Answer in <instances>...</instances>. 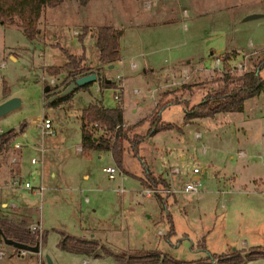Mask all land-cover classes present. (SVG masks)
I'll return each instance as SVG.
<instances>
[{"label":"rangeland","instance_id":"obj_1","mask_svg":"<svg viewBox=\"0 0 264 264\" xmlns=\"http://www.w3.org/2000/svg\"><path fill=\"white\" fill-rule=\"evenodd\" d=\"M250 14L260 16L244 21ZM101 26L123 31L119 62L99 70L105 79L117 80L115 88L121 83L119 99H114V89L97 91L91 84L70 92L72 101L48 110L44 89L53 95L66 85L52 92L68 74L62 49L85 55L86 66L96 63L90 32L96 34ZM38 28L41 33L32 41L17 23L0 24V103L4 84L10 98L21 100L19 108L0 117V132L19 129L23 122L26 132L14 140L23 145L16 176L21 183L6 186L13 180L2 165L0 203L25 207L27 223H40L43 229L37 236L38 254L18 253L1 240L0 264H42L46 255L54 264H125L114 255L151 251L176 261L219 264L206 260V254L264 251V92L247 99L239 112L189 122L183 118V102L194 105L221 84L223 73L214 69L213 58L223 56L222 50L232 57L227 63L241 62L246 55L247 71L263 59L264 0H90L85 6L65 0L43 9ZM52 65L59 68L57 75L46 71ZM259 75L264 77V67ZM100 101L106 107L120 103L128 137L142 138L138 156L124 140L122 169L108 151L78 150L81 111ZM169 102L159 116L171 127L150 135L156 106ZM44 113L52 121V133L42 136ZM36 114L40 119L34 122ZM31 158L42 164L32 165ZM194 166L201 170V192L168 195L164 201L143 194L149 186L143 168L179 185ZM106 167L116 169L115 179L103 172ZM174 168L179 174L172 173ZM25 182L32 192L24 189ZM92 234L113 255L101 252L95 258L57 246L63 235L90 239ZM240 264H264V257Z\"/></svg>","mask_w":264,"mask_h":264},{"label":"trees","instance_id":"obj_2","mask_svg":"<svg viewBox=\"0 0 264 264\" xmlns=\"http://www.w3.org/2000/svg\"><path fill=\"white\" fill-rule=\"evenodd\" d=\"M65 0H0V24L3 26L17 23L22 29L24 35L29 40H36L41 31L38 28V22L45 7L54 8L62 4ZM82 6L87 5L90 0H78ZM138 1V0H135ZM122 29L112 26H101L97 28L95 45L99 52V63L101 66L110 65L119 60V38L122 35ZM58 46V44H57ZM60 47V46H59ZM61 48V47H60ZM62 49V48H61ZM66 56L65 67L68 69L67 77L74 78L76 75L84 74L92 69V66L83 64V57L70 54L62 49ZM224 60H231L227 52L223 53ZM227 65H225L226 67ZM264 67V57L258 62L255 68L248 70L242 74H233L224 72L222 74L221 83L213 91L206 94L201 101L194 105H189L188 102H183L184 105V121L189 122L195 118L211 117L218 112H239L243 110L244 102L254 96H258L264 92V77L259 75L260 70ZM101 68H96L97 73ZM46 71L50 75H57L59 68L52 65L47 66ZM105 77H99L100 88H115L114 80L105 81ZM221 81V82H220ZM81 86L74 91L87 89L90 85ZM3 93L8 97V89L4 84ZM72 93V92H71ZM58 96L52 100L49 105L57 107L61 103L67 102L72 94ZM172 103V102H171ZM120 104V103H119ZM115 107H106L98 102L89 103L84 108L80 115L81 120V149L108 151L118 168L122 169L123 155L126 146L124 140L127 141L129 148L135 156H138L139 145L142 141L140 136L134 135L128 137L129 128H123V108L121 105ZM170 104H158L156 112L150 117V125L148 132L150 135L171 127L169 123L163 122L160 119L159 111L164 106ZM89 124H96V130H104L106 135L95 136L88 129ZM25 123H21L18 130L9 129L0 132V154L9 147L11 141L22 133ZM107 133H109L107 135ZM139 160L144 166L142 157ZM143 173L146 178L145 183L149 186L161 184L167 186V182L159 175L143 168ZM164 201L162 197H158ZM164 203V202H163ZM165 204V203H164ZM0 228L6 238L14 241L34 245L38 243L37 235L29 231L26 221H15L7 218H0ZM173 231L171 226L170 232ZM45 236V235H44ZM43 236V237H44ZM59 249L69 253L86 255L92 257H100L101 252L106 256L113 255L112 252L100 244L95 239H84L80 237L63 235L61 241L57 245ZM242 253H244L242 255ZM117 260L125 264H193L190 261H176L166 254L159 251H151L144 254L130 255L127 258L121 255H114ZM264 257V251L260 249H251L249 251H234L232 254H216L207 253L206 260L217 259L219 264H240L244 261L254 260ZM37 264V263H36ZM42 264H46L45 261ZM207 264H211L210 262Z\"/></svg>","mask_w":264,"mask_h":264},{"label":"built area","instance_id":"obj_3","mask_svg":"<svg viewBox=\"0 0 264 264\" xmlns=\"http://www.w3.org/2000/svg\"><path fill=\"white\" fill-rule=\"evenodd\" d=\"M76 32L74 31V34ZM246 60H247V56L245 55V58L243 59V61L241 62H231V63H226V61L224 60L222 55H217L213 58V64L217 67L214 69L219 70L221 73L224 72H229V73H233V74H237V73H244L247 71V64H246ZM225 65H227L225 67ZM137 67L135 62H131L130 63V68L131 69H135ZM91 72V71H89ZM87 73V72H86ZM187 72L184 71L183 75H185V77L187 78ZM50 83H52V85L54 84L53 80H50ZM121 87V86H120ZM60 89V88H59ZM57 87L54 88V90H52V92H55L56 90H59ZM96 90L99 91V86H96ZM122 91L121 88H116L115 92H114V99L118 100L119 99V95L118 92ZM135 92H138V90H135ZM39 128L41 129V133L42 136L52 133L50 132V130L52 129V124H51V120L49 118H46L45 116H42V118L40 119L39 122ZM96 128V124H89L88 125V129H90L95 136H99V135H106L104 130H99L101 132V134H97V130L95 131ZM196 137L197 138H201V134L200 132L196 133ZM12 142V141H11ZM16 147L21 146V144L16 143L15 144ZM81 149V146H78V150ZM203 151H205V147H203ZM245 153L244 152H240V155L243 156ZM30 162L32 164H42V159L38 160L36 158H31ZM103 172H105L107 174V176L109 177V179H115L116 177V169L114 167H106L103 168ZM172 173L175 174H179V170L177 168H174L172 170ZM201 170L199 167L195 166L192 168L191 172L187 173V175L185 176V179L182 180L181 179V183L179 185H175L174 183H168L167 186L161 185V184H157L155 186H148L144 191L143 194L147 197L150 196H155V197H165L168 195H177V194H190V193H199L201 192V187H202V179H201ZM17 181L13 180L12 182H8V186L10 187H14L17 185ZM25 188L28 189H32L30 184L28 182L24 183ZM41 187L39 188V191L41 192ZM122 189H118L117 192L118 193H122ZM219 192L224 193L223 190H220ZM29 231L32 234H37L38 238H41L42 235V227L40 223H31L28 225ZM25 254L27 253V251H20L19 253ZM0 256H3V254H0Z\"/></svg>","mask_w":264,"mask_h":264},{"label":"crops","instance_id":"obj_4","mask_svg":"<svg viewBox=\"0 0 264 264\" xmlns=\"http://www.w3.org/2000/svg\"><path fill=\"white\" fill-rule=\"evenodd\" d=\"M114 26V25H113ZM114 27H116V26H114ZM92 27H89V31H90V29H91ZM91 33V36H93L94 37V40L96 41V34L94 33V32H90ZM96 49H97V47H96ZM96 52H97V54H98V58H99V52H98V49L96 50ZM77 56H80V55H77ZM82 57H83V59L84 58H87L85 55H81ZM84 61L85 60H83V64H84ZM88 62H90V61H88ZM117 62H119V61H117ZM91 63V62H90ZM110 65H112V67H113V65H114V63L113 64H110ZM90 66H92L93 68L92 69H90V70H88V71H86V72H89V71H94L96 74H97V76H98V80H97V82H94V83H92V85H95V87L98 85L99 86V77L102 75V73L99 71V74L97 73V71H96V68H103V66H101L100 65V63H99V60H97V62L96 63H92ZM104 66H106V65H104ZM107 67H109V65H107ZM112 67H109V68H112ZM145 69L146 68H144L143 69V72L145 71ZM150 70H152L151 68H150ZM85 72V73H86ZM79 75H81V74H79ZM77 76V75H76ZM72 78L71 77H67L66 78V80L64 81V83H61L60 85H58V89L59 88H62L65 84H67L68 83V81L69 80H71ZM114 81H117V80H114ZM119 82V81H118ZM118 87H120L121 86V83L120 84H118L117 85ZM121 88H123L122 86H121ZM111 89H114V92H115V89L116 88H111ZM102 89L100 88V86H99V91H101ZM122 90V92H123V89H121ZM75 92V91H74ZM74 92H73V94H74ZM44 94H46L47 95V99H46V104H45V108H47L48 110L49 109H52L53 108V106H50L49 105V103H47V101L49 100V98H50V96L52 95V93L51 94H48L47 92H45ZM73 97V95L71 96V98L67 101V102H69V101H72V98ZM8 98H10V96H8V97H5L4 99H2V101L1 102H3L4 100H6V99H8ZM51 102V101H50ZM67 102H64V103H67ZM98 103H100V104H102L103 105V103L100 101V102H98ZM21 105V104H20ZM60 105H62V103L60 104ZM60 105H58V106H60ZM88 106V105H87ZM86 106V107H87ZM20 107V106H19ZM18 107V108H19ZM85 107V108H86ZM17 109V108H16ZM84 109V108H83ZM82 109V110H83ZM15 110V109H14ZM13 111V110H12ZM11 112V111H10ZM82 112V111H81ZM9 113V112H8ZM6 115V114H5ZM45 117H48L47 116V114H43ZM81 115V114H80ZM36 117H35V119H33V121L35 122L37 119H40V115L39 114H36L35 115ZM49 118V117H48ZM51 123H52V121H51ZM16 130H18V128L16 129ZM0 131H1V129H0ZM19 134L21 135V136H25L26 135V132H22V133H18V135L16 136V138H18L19 137ZM16 138H14L13 140H12V142L10 143V145H9V147L7 148V149H5L1 154H0V170L2 169V165H6V166H4L5 167V170L4 171H7L6 173L8 174V176L9 177H11V180H16L18 183H21V178L19 177V179L18 178H16V176H18V175H20L21 173H20V171H21V168H20V160H21V152H22V146L23 145H21V146H19V147H16L15 146V144H16V142L14 141ZM80 146H81V141H80ZM82 151H84V150H82V149H80L79 150V152H82ZM43 154H44V150H43ZM41 156H42V150H41ZM31 163V162H30ZM32 164V163H31ZM37 164V163H36ZM32 165H34V164H32ZM195 167V166H194ZM35 173H37V171L36 170H32L31 171V174H35ZM168 178H170V176H167ZM18 179V180H17ZM171 179V178H170ZM7 183L8 182H4V184L6 185V186H8L7 185ZM234 183V182H233ZM4 185V186H5ZM1 186V185H0ZM31 186V185H30ZM8 187H10V186H8ZM32 188V187H31ZM24 189L25 190H27V191H30V192H32V190L33 189H28V188H25V186H24ZM42 190V189H41ZM217 191H220V188L217 190ZM0 218H7V219H12V220H15V221H26L27 222V220H26V216L24 215L25 214V207H18V205H16V204H14V203H11L10 205H8V204H6L5 202H1L0 203ZM29 225V224H28ZM80 238H84V239H86V237L85 236H83V237H80ZM90 239H95L94 238V234H92L91 235V237H90ZM2 239H1V236H0V241H1ZM95 240H97V239H95ZM98 241H100V240H98ZM18 253H19V251H18Z\"/></svg>","mask_w":264,"mask_h":264},{"label":"water","instance_id":"obj_5","mask_svg":"<svg viewBox=\"0 0 264 264\" xmlns=\"http://www.w3.org/2000/svg\"><path fill=\"white\" fill-rule=\"evenodd\" d=\"M259 14H250L247 15L243 20H249V19H253V18H257L259 17ZM224 51H221V54H223ZM109 67H112V65H109ZM98 80V76L94 71L91 72H87L81 75H77L74 78H72L71 80L68 81V83L65 85V87L60 90L59 92L53 94L49 100L47 101V103H50V101L54 100L55 98H57L58 96H64L69 94L70 92H74L75 89L90 84V83H94L97 82ZM106 82H109L110 80L106 79ZM49 91V87H46L44 89V92H48ZM21 104V100L18 97H11L8 98L6 100H4L3 102L0 103V117L7 114L8 112L18 108ZM0 236L2 241L7 244V245H11L14 248L18 249V251H27V252H32L35 254H38L40 251V247L39 244L36 243L34 245H29V244H25V243H20L17 241H14L12 239L6 238L4 236V234L2 233V230L0 228ZM45 263L46 264H54L51 257L49 255L45 256Z\"/></svg>","mask_w":264,"mask_h":264}]
</instances>
